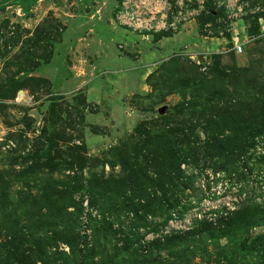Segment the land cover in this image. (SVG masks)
<instances>
[{
    "label": "rangeland",
    "instance_id": "374dc122",
    "mask_svg": "<svg viewBox=\"0 0 264 264\" xmlns=\"http://www.w3.org/2000/svg\"><path fill=\"white\" fill-rule=\"evenodd\" d=\"M117 5L0 0V264H261L183 234L239 215L237 240L264 234V10L216 39L212 6L152 35Z\"/></svg>",
    "mask_w": 264,
    "mask_h": 264
},
{
    "label": "built area",
    "instance_id": "2783aa9c",
    "mask_svg": "<svg viewBox=\"0 0 264 264\" xmlns=\"http://www.w3.org/2000/svg\"><path fill=\"white\" fill-rule=\"evenodd\" d=\"M118 0L114 21L124 29L140 34H160L177 32L184 25L194 22L206 13H214V10L222 13L227 27L214 33L216 39L224 38L225 33L234 34L235 23L245 16L259 13L264 10V0ZM256 2V3H255ZM253 4V6H252ZM205 30L211 36L210 24H206ZM233 51L236 54L242 52L241 44H234ZM209 50L203 55L201 69L205 70L210 60ZM0 148L2 151H10L15 148L14 141L6 137L4 130L0 128Z\"/></svg>",
    "mask_w": 264,
    "mask_h": 264
},
{
    "label": "trees",
    "instance_id": "16d2710c",
    "mask_svg": "<svg viewBox=\"0 0 264 264\" xmlns=\"http://www.w3.org/2000/svg\"><path fill=\"white\" fill-rule=\"evenodd\" d=\"M152 35H155V34H152ZM254 136H256V134L251 133V132L248 135L249 138H253ZM175 205L177 207H180V211L178 212V216H177L178 218H183L184 214L188 213V211L190 210L189 203L184 205V204H181V202H179L176 199ZM241 216L239 215V216L235 217V225H232L229 222L227 225H223L222 227L219 226L217 228L212 227L211 223L202 222L197 227L194 226L192 229H190L191 231L184 233L183 239L184 240L189 239V240L197 243V242H200L201 239L203 238L202 235L207 233V235H209V237L211 239H213L214 241H216L222 237H226L230 241H234V240H235V242L237 241V243L234 244V246L240 252L242 251V252H248L249 253V252L254 251L256 248L260 249L262 252H264V234L259 235L256 238H254L248 245L246 244L247 241L237 240L238 235H242V234L246 233L245 228L248 225L247 223L244 224V218L242 219ZM172 217H175V216H172ZM259 260H260L261 264H264V256L263 257L260 256Z\"/></svg>",
    "mask_w": 264,
    "mask_h": 264
}]
</instances>
